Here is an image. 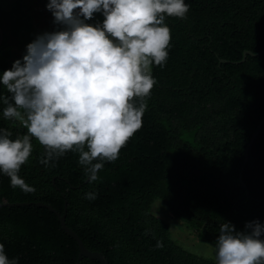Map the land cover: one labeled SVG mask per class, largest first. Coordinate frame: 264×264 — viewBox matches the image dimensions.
<instances>
[{
	"label": "trees",
	"instance_id": "1",
	"mask_svg": "<svg viewBox=\"0 0 264 264\" xmlns=\"http://www.w3.org/2000/svg\"><path fill=\"white\" fill-rule=\"evenodd\" d=\"M185 2L186 19L166 17L169 55L163 67L153 65L157 83L145 98L142 127L117 160L104 162L96 181L87 179L76 152L41 164L45 148L34 137L18 173L34 191L12 187L0 173V243L10 259L78 262L77 242L54 212L36 203L66 213L67 226L109 264H216L171 238V227L154 212L156 203L211 247L223 222L239 231L246 222L264 224V0ZM103 20L102 13L88 19L93 26ZM1 31L0 73L14 62L0 17ZM0 95H9L3 86ZM4 107L0 102V128L13 139L27 134L19 121L3 117ZM257 131L244 187L239 175ZM90 190L98 192L96 199L85 198ZM16 203L33 205H8ZM80 264L100 263L83 258Z\"/></svg>",
	"mask_w": 264,
	"mask_h": 264
},
{
	"label": "clouds",
	"instance_id": "2",
	"mask_svg": "<svg viewBox=\"0 0 264 264\" xmlns=\"http://www.w3.org/2000/svg\"><path fill=\"white\" fill-rule=\"evenodd\" d=\"M46 8L64 27L37 35L22 60L0 73V86L9 94L0 95L6 105L2 115L27 129L13 139L11 131L0 128V173L26 192L34 189L18 173L33 151V137L45 148L41 164L76 152L90 182L105 161L118 159L142 127L145 98L157 83L153 65L167 61L166 17L186 19L190 5L185 0H50ZM94 13H102V24L85 22ZM84 195L94 200L98 192ZM262 236L259 220L246 222L244 231L223 222L214 245L216 264H264ZM0 264H18L3 243Z\"/></svg>",
	"mask_w": 264,
	"mask_h": 264
},
{
	"label": "rangeland",
	"instance_id": "3",
	"mask_svg": "<svg viewBox=\"0 0 264 264\" xmlns=\"http://www.w3.org/2000/svg\"><path fill=\"white\" fill-rule=\"evenodd\" d=\"M49 2L50 0H0V17L9 38L8 44L12 52V61L22 60L26 53V46L37 35L64 27L54 23L51 11L46 8ZM85 22L89 24L88 20ZM154 212L157 217L171 227L170 235L173 240H179L185 249L199 256L203 255L216 260L215 248L201 242L194 231L192 232L185 224L173 219L163 205L156 203Z\"/></svg>",
	"mask_w": 264,
	"mask_h": 264
},
{
	"label": "water",
	"instance_id": "4",
	"mask_svg": "<svg viewBox=\"0 0 264 264\" xmlns=\"http://www.w3.org/2000/svg\"><path fill=\"white\" fill-rule=\"evenodd\" d=\"M3 40H4V34L3 32L1 31L0 33V46L2 45L3 43ZM264 123V120L261 124ZM261 128V125L259 126V129ZM258 135V131L255 133L251 143L249 144L248 148L246 149V156H245V160H244V165L242 166V171L239 175V179H240V182L243 184L244 187H246V185L244 184L243 182V170L245 168V164L247 163L248 161V158H249V150H250V147L251 145L253 144L254 142V139L255 137ZM9 206H28V205H33V204H30V203H16V204H8ZM36 206H39V207H46L48 209H50L52 212H54L60 223H61V227L62 229L70 236L72 237L78 244L79 246V249H80V253H79V257H78V262L77 264H80L81 261L83 260V258H88V259H92V260H96L98 261L100 264H109V261L108 259L106 258L105 255H103L102 253H98V252H92L90 250H88L83 241L81 240V238L77 235V233H75L71 228H69L66 224V213L64 215H61L57 210H55L53 207H51L50 205H46V204H42V203H36L35 204Z\"/></svg>",
	"mask_w": 264,
	"mask_h": 264
}]
</instances>
